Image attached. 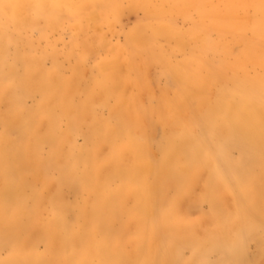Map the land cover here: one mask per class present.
Masks as SVG:
<instances>
[{"label": "rangeland", "instance_id": "1", "mask_svg": "<svg viewBox=\"0 0 264 264\" xmlns=\"http://www.w3.org/2000/svg\"><path fill=\"white\" fill-rule=\"evenodd\" d=\"M0 264H264V0H0Z\"/></svg>", "mask_w": 264, "mask_h": 264}, {"label": "bare ground", "instance_id": "2", "mask_svg": "<svg viewBox=\"0 0 264 264\" xmlns=\"http://www.w3.org/2000/svg\"><path fill=\"white\" fill-rule=\"evenodd\" d=\"M133 158V157H132Z\"/></svg>", "mask_w": 264, "mask_h": 264}]
</instances>
